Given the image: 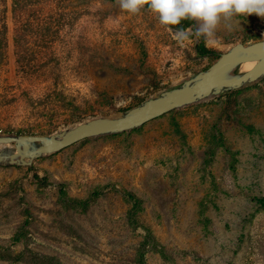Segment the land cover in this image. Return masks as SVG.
I'll list each match as a JSON object with an SVG mask.
<instances>
[{
	"label": "rangeland",
	"instance_id": "1",
	"mask_svg": "<svg viewBox=\"0 0 264 264\" xmlns=\"http://www.w3.org/2000/svg\"><path fill=\"white\" fill-rule=\"evenodd\" d=\"M230 25V27H229ZM148 4L0 0V133L114 117L264 40V17L214 42ZM0 264H264V78L30 166L0 165Z\"/></svg>",
	"mask_w": 264,
	"mask_h": 264
},
{
	"label": "water",
	"instance_id": "2",
	"mask_svg": "<svg viewBox=\"0 0 264 264\" xmlns=\"http://www.w3.org/2000/svg\"><path fill=\"white\" fill-rule=\"evenodd\" d=\"M256 61L242 71L247 62ZM264 78V40L236 43L208 68L181 84L150 97L121 115L96 117L47 135L1 134L0 165L30 166L34 160L90 137L122 133L139 128L166 113L240 89ZM11 145L12 148H6Z\"/></svg>",
	"mask_w": 264,
	"mask_h": 264
},
{
	"label": "clouds",
	"instance_id": "3",
	"mask_svg": "<svg viewBox=\"0 0 264 264\" xmlns=\"http://www.w3.org/2000/svg\"><path fill=\"white\" fill-rule=\"evenodd\" d=\"M145 3L158 15L162 25H178L185 19L198 21L194 32L181 29L176 33L180 41L194 35L214 42L221 19L230 21L235 16L247 17L253 13L264 17V0H119L120 7L130 13L139 12Z\"/></svg>",
	"mask_w": 264,
	"mask_h": 264
},
{
	"label": "bare ground",
	"instance_id": "4",
	"mask_svg": "<svg viewBox=\"0 0 264 264\" xmlns=\"http://www.w3.org/2000/svg\"><path fill=\"white\" fill-rule=\"evenodd\" d=\"M256 61H251V62H247L246 64L243 65L242 67V71H247L250 70L253 66H255ZM92 118H96V117H92ZM92 118H89L87 120H90ZM85 121V120H84ZM60 131V130H59ZM80 142V141H79ZM78 143V142H77ZM76 144V143H75ZM12 148L11 145H7L6 148ZM0 148H4L3 146H1Z\"/></svg>",
	"mask_w": 264,
	"mask_h": 264
},
{
	"label": "trees",
	"instance_id": "5",
	"mask_svg": "<svg viewBox=\"0 0 264 264\" xmlns=\"http://www.w3.org/2000/svg\"><path fill=\"white\" fill-rule=\"evenodd\" d=\"M194 24V20H189V19H185V20H182L181 22H180V24H178V25H173V26H175V27H181V25L183 26H191V25H193Z\"/></svg>",
	"mask_w": 264,
	"mask_h": 264
}]
</instances>
